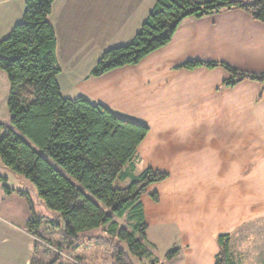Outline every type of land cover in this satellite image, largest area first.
Masks as SVG:
<instances>
[{"label": "crops", "instance_id": "crops-1", "mask_svg": "<svg viewBox=\"0 0 264 264\" xmlns=\"http://www.w3.org/2000/svg\"><path fill=\"white\" fill-rule=\"evenodd\" d=\"M154 2L54 0L48 22L55 32L61 94L85 97L148 126L125 169L135 175L147 167L167 173L140 197L157 264H213L216 238L225 233L236 264H264V256L237 257L232 243L244 230L261 231L264 242V85L243 80L223 86L230 74L222 66L181 67L200 60L264 73V23L240 9L189 17L165 45L137 63L93 76L101 54L128 43ZM24 10V0H0V39L21 22ZM12 173L0 163V181ZM128 182L114 183L124 188ZM4 186L0 183V264H30L38 240L27 228L31 207L19 187L8 186L13 191L6 193ZM172 249L177 254L164 260Z\"/></svg>", "mask_w": 264, "mask_h": 264}, {"label": "trees", "instance_id": "trees-1", "mask_svg": "<svg viewBox=\"0 0 264 264\" xmlns=\"http://www.w3.org/2000/svg\"><path fill=\"white\" fill-rule=\"evenodd\" d=\"M53 1L24 0L21 22L0 39V70L5 72L9 84L7 109L11 123V126L0 124V130L4 131L0 133V161L30 180L43 204L58 212L63 223L62 236L70 244L85 231L105 227L108 237L93 236L88 240L116 239L112 264H135L134 259L139 264H157L159 258L152 257L155 247L146 239L140 197L150 184L163 181L167 173L147 167L135 175L125 169L148 131L145 123L121 116L82 96L73 99L62 96L57 82L55 32L48 22ZM221 9H240L264 23V0H155L133 38L106 49L91 74L99 76L135 64L165 45L186 18H199ZM201 66L224 67L230 77L223 81V86L243 80L264 85V73L239 70L223 62L189 60L181 65L186 69ZM28 141L46 152L67 175ZM117 178L128 180V185L118 187L114 183ZM4 189L6 193L13 191L8 186ZM16 191L29 202L32 215L27 228L38 239L36 225L40 218L27 193ZM153 198L157 199L156 194ZM123 216L131 222V230L119 226L115 220ZM37 241H33L30 264H62L59 253L48 262L36 259ZM216 242L218 252L213 264H236L230 252V234H219ZM176 254L177 249L169 250L163 259L170 260Z\"/></svg>", "mask_w": 264, "mask_h": 264}, {"label": "rangeland", "instance_id": "rangeland-1", "mask_svg": "<svg viewBox=\"0 0 264 264\" xmlns=\"http://www.w3.org/2000/svg\"><path fill=\"white\" fill-rule=\"evenodd\" d=\"M5 84L6 86L2 89L3 85ZM7 90L8 81L7 77L4 75V79H0V124L4 123L8 126H11L9 112L7 109ZM3 132V129H1L0 133ZM28 142L57 169H59L63 174L67 175L65 171L60 166H58L46 152L36 147L30 141ZM0 183L1 186H3V184L7 186H17L20 190L25 191L34 207L33 209L36 216H39L40 218L39 223L36 225V230L40 236L37 241L38 248L36 259L43 262H48L55 253H59V262L62 264H70L73 261H77L80 264H112V256L115 251L113 245L116 244L117 240L113 239L109 242H104L101 240H88V238L93 236L108 237L109 235L105 227H99L85 231L79 240L73 242V244H70L69 241L65 240L62 236L61 228L63 227V223L62 219L58 215V212L47 208L43 204L37 195L34 184L30 180L21 174L13 172L12 176L6 182L5 180H1ZM76 184H78L79 187L83 189V187L78 182H76ZM86 192L91 198L95 199L91 193L88 191ZM105 210L110 212V210L106 207ZM115 220L119 223V226L131 230V222L127 216L115 218ZM257 224L259 229L263 228V225H260L259 222H257ZM248 230H250V228ZM258 232L259 234H254L253 230L246 232L244 230L242 233H239L238 231L240 236H234V241L232 242L234 244L233 252L237 257L253 256L254 258L264 256V242H262L260 238L262 232ZM245 233H247L248 236L244 239L243 236ZM121 245L126 247L125 243H122ZM146 261L147 259H145L144 262ZM134 262L135 264H139L136 259H134Z\"/></svg>", "mask_w": 264, "mask_h": 264}]
</instances>
